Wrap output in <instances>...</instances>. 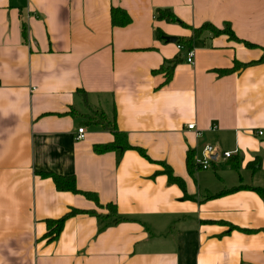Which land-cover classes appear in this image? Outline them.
<instances>
[{
	"label": "crops",
	"instance_id": "obj_1",
	"mask_svg": "<svg viewBox=\"0 0 264 264\" xmlns=\"http://www.w3.org/2000/svg\"><path fill=\"white\" fill-rule=\"evenodd\" d=\"M111 7L129 22L111 25ZM205 22L239 40L204 29L187 63L155 36L188 38ZM174 58L165 82L157 70ZM92 112L150 161L95 153L112 135ZM207 144L210 166L189 170L187 152L193 161ZM42 173L72 175L131 219L98 229L76 213L48 240L46 218L95 203ZM238 184L264 186V0H0V264H264V199L244 185L212 194Z\"/></svg>",
	"mask_w": 264,
	"mask_h": 264
},
{
	"label": "trees",
	"instance_id": "obj_2",
	"mask_svg": "<svg viewBox=\"0 0 264 264\" xmlns=\"http://www.w3.org/2000/svg\"><path fill=\"white\" fill-rule=\"evenodd\" d=\"M154 16L157 19L158 18L164 19L165 21H167L169 23L176 22L183 27H187V25H185L181 20H179L177 16L172 14L168 8L158 7L155 10ZM109 18H110V23L113 26L114 25L122 26V25H125L129 22V17L127 16V14L122 9L117 8V7L116 8H113V7L110 8ZM204 29L210 30L212 32V34L226 33L229 36V38H231L232 40H239L232 33V30L229 28L228 23H224V24H222L221 27L216 28L215 26L211 25L210 23L205 22L198 27H190L191 35H189L188 38L176 36L175 42L177 44H179L180 46H182L183 48H185V50H187V49L192 47L191 46L192 40L194 38L198 37L204 31ZM21 30H22V34H23V32H24L23 26H22ZM163 35L164 34L161 31L155 30V36L158 39L159 38L163 39ZM241 41L247 47L254 45L250 42L248 43L247 41H243V40H241ZM176 62H177V59L174 58L173 60H169L167 65H161L158 68L157 71H159V70L165 71L164 72V77H165L164 81L165 82L170 79V77H171L170 74H171L172 69L174 67V64ZM240 65H241L240 63L235 61L232 67L220 68L217 70V72H218V74H220V73L233 71V70H235V68L239 67ZM91 121L100 125V127H102V129L108 130L112 135V140L110 142L103 143V144H94L92 146V149L95 153H104L107 151H115L117 158H119L120 154L124 150L133 149V150H136V152L139 155H141L142 157H144L145 159L150 161V159L145 155V153L140 148L135 147V146H131L127 143L125 133L119 131L116 128L113 118L107 119L103 113H98V118H92ZM192 163H193L192 154L190 151H188L187 156H186V166L188 167L189 170H191V168H192ZM163 171L166 172L168 181H177V183H179L180 185L183 186V181L181 180V178L179 176L178 177L174 176L172 174V171L170 170V168L167 165H165V167L163 168ZM42 175L50 176V178L54 184V187L57 190H68V191H71L73 193H80L83 196H85L86 198L91 199L96 205L105 207L107 209L106 213H98L94 208L70 207L67 211H65L64 213H62L60 216H58L56 218H46L45 219L46 229H45V232L43 233V236L46 237L48 240L55 239L57 237L60 229L62 228V224H63L64 220L68 216H71V215L76 214V213H88V214L94 215L98 221V229H102L109 224H113V223H116V222H119L122 220L131 219V217H127V216L122 215L119 212H117L114 203H111V202L100 203L98 201L96 193H94L92 191H88V190L78 189L75 185L74 177L72 175L60 176V175H56L53 173H42ZM242 185L247 186V187L251 188L252 190H255L264 199V186H259V185H253L252 186V185H246V184H238L235 186H230V187L224 188L223 190H219L217 192H213L212 194L216 195V194L223 193L224 191L234 190V189H237L239 186H242ZM231 227H234V226L231 225Z\"/></svg>",
	"mask_w": 264,
	"mask_h": 264
},
{
	"label": "built area",
	"instance_id": "obj_3",
	"mask_svg": "<svg viewBox=\"0 0 264 264\" xmlns=\"http://www.w3.org/2000/svg\"><path fill=\"white\" fill-rule=\"evenodd\" d=\"M176 46L182 47L179 44H176ZM183 60L186 61L187 63H193L194 62L193 61V48L192 47L185 50ZM186 128L190 129V130L192 129L196 135L200 134L199 130L196 129L194 122L187 124ZM257 133L260 134L261 132L257 131ZM83 137H84V130L82 127H78L76 129L74 139L75 140H81V139H83ZM200 151H201L200 154L193 158L194 165H196L197 167H201V168H207L208 166H210V162L212 161L213 157H215V153L217 151H215V147L213 145H210V144L203 146L200 149ZM233 153H235V151L226 150V151H222L221 155L224 158H227V157H230Z\"/></svg>",
	"mask_w": 264,
	"mask_h": 264
},
{
	"label": "rangeland",
	"instance_id": "obj_4",
	"mask_svg": "<svg viewBox=\"0 0 264 264\" xmlns=\"http://www.w3.org/2000/svg\"><path fill=\"white\" fill-rule=\"evenodd\" d=\"M92 118H98V113L97 112H92V114L90 115V119ZM94 209L98 212V213H106L107 209L105 207L102 206H98L95 204Z\"/></svg>",
	"mask_w": 264,
	"mask_h": 264
},
{
	"label": "water",
	"instance_id": "obj_5",
	"mask_svg": "<svg viewBox=\"0 0 264 264\" xmlns=\"http://www.w3.org/2000/svg\"><path fill=\"white\" fill-rule=\"evenodd\" d=\"M175 39H176L175 36H169V35H164V36H163V40H164L165 42H174Z\"/></svg>",
	"mask_w": 264,
	"mask_h": 264
}]
</instances>
